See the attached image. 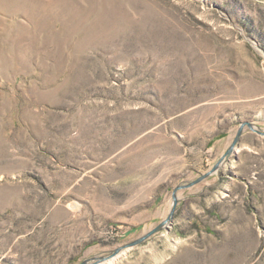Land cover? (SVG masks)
<instances>
[{"label": "rangeland", "instance_id": "rangeland-1", "mask_svg": "<svg viewBox=\"0 0 264 264\" xmlns=\"http://www.w3.org/2000/svg\"><path fill=\"white\" fill-rule=\"evenodd\" d=\"M243 123L264 133V0H0V264H264Z\"/></svg>", "mask_w": 264, "mask_h": 264}, {"label": "water", "instance_id": "water-1", "mask_svg": "<svg viewBox=\"0 0 264 264\" xmlns=\"http://www.w3.org/2000/svg\"><path fill=\"white\" fill-rule=\"evenodd\" d=\"M246 126L251 130V131H254V132H257L259 134H262L264 135L263 132H260L258 130L255 129V127L250 124V123H243L241 124L240 128H238V132H237V136H236V139L234 140V143L233 145L231 146V148L229 149L228 151V154H230L233 149H234V146L236 145V143L239 142L241 136L243 135L244 131H245V128ZM211 174L210 173H207L206 175H203L202 177H200L199 179L195 180L194 182L188 184V185H181V186H178L174 191H173V204H172V209L170 211V214L168 216V218L163 221L160 225H158L154 230H151L148 234H146L145 236H143L142 238L130 243V244H127L126 246L124 247H120L118 249H116L110 256L108 257H103V258H100L99 260H97L96 263H100V262H108L109 260H112L114 257H116L119 253H121L124 249L126 248H130V247H134V246H137V245H140V243L142 244L143 242H145L146 240H148L149 238H151L152 236L156 235L157 233L165 230L168 228V225L171 224V222L173 221L174 217H175V213H176V210H177V207L179 204V197H178V192H180L181 190L183 191L184 189H188V188H191L195 185H197L198 183H200L202 180H205V178H207L209 175ZM81 264H91L89 261H85Z\"/></svg>", "mask_w": 264, "mask_h": 264}]
</instances>
